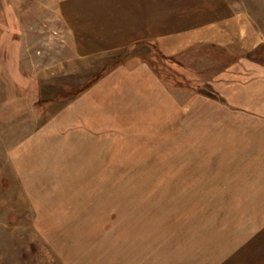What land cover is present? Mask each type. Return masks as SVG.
Segmentation results:
<instances>
[{
    "label": "rangeland",
    "instance_id": "374dc122",
    "mask_svg": "<svg viewBox=\"0 0 264 264\" xmlns=\"http://www.w3.org/2000/svg\"><path fill=\"white\" fill-rule=\"evenodd\" d=\"M7 1L19 14L21 80L16 71L5 82L0 104V264H264V114L229 102L233 54L194 47L163 58L151 41L131 43L65 88L82 81L35 79L73 47L60 0ZM225 1L259 31L261 52L245 54L264 64V0ZM19 31L8 27L0 46L15 70ZM139 59L157 60L179 111L148 113V125L161 124L146 128L114 112L123 126L100 128L94 152L83 151L62 125L69 96Z\"/></svg>",
    "mask_w": 264,
    "mask_h": 264
},
{
    "label": "crops",
    "instance_id": "0c3cea01",
    "mask_svg": "<svg viewBox=\"0 0 264 264\" xmlns=\"http://www.w3.org/2000/svg\"><path fill=\"white\" fill-rule=\"evenodd\" d=\"M8 4L7 0H0V46L4 38L9 37L8 27L17 26L19 31V14L13 2L11 7ZM57 11L69 26L73 47L69 54L66 52L61 59L50 62L55 64L53 71L51 64L46 72L38 73L35 77L38 81L55 74L63 79L82 81L77 85L66 83L65 88L79 87L92 77V73L99 71L107 55L131 43L151 41L167 56L194 47H218L233 54L232 61L236 62L229 68L238 80L226 83L229 102L241 109L264 114V107L261 108L264 79L260 83L257 76L259 72L264 73V64L254 61L252 55L255 54L249 56L252 58L245 54L261 52L260 33L244 11L229 10L225 0H60ZM19 43L20 31L15 42L17 70L8 56L0 54V104L5 82L13 80L16 71L19 76L15 81L20 83L21 80ZM167 87L164 78L144 59L133 64H118L80 93L69 96L74 101L69 104L70 108L66 107L62 125L75 128L77 146L83 151L94 152L90 149L100 142L97 140L100 128L123 126L109 119L115 118L114 112H120L118 115L124 120L127 118L129 125L144 122L138 124L144 128L161 124H147V119L143 118H148L150 112L167 115L175 109L178 112V102ZM69 97L66 95L60 100ZM135 112L139 117L132 115Z\"/></svg>",
    "mask_w": 264,
    "mask_h": 264
},
{
    "label": "trees",
    "instance_id": "16d2710c",
    "mask_svg": "<svg viewBox=\"0 0 264 264\" xmlns=\"http://www.w3.org/2000/svg\"><path fill=\"white\" fill-rule=\"evenodd\" d=\"M151 52V51H150ZM152 52L154 53V54H158L159 56H161V57H163V58H166V57H168V58H172L173 56H167L166 54H164L159 48H158V46L155 44V43H153L152 44ZM146 61L149 63V65H151L153 68L154 67H156V66H154V64L153 63H155L157 60L155 59V60H149V59H146ZM155 70L157 69V67L156 68H154ZM104 73V72H103ZM101 74V73H100ZM100 76V75H99ZM98 77V76H97ZM97 78H93V80H90L86 85H84V86H82L80 89H78L75 93L77 94V93H80L83 89H85L87 86H89L90 84H92L95 80H96ZM76 88V87H75ZM43 99V98H42ZM42 99L41 98H38L37 99V101H39V100H41L42 101ZM44 100V99H43ZM48 100H50V99H48ZM47 100V101H48ZM46 100H44V102H45Z\"/></svg>",
    "mask_w": 264,
    "mask_h": 264
}]
</instances>
